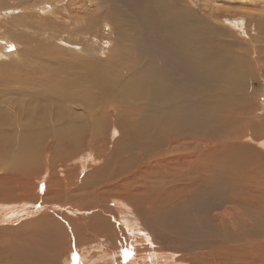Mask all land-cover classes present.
Returning <instances> with one entry per match:
<instances>
[{
	"label": "bare ground",
	"instance_id": "1",
	"mask_svg": "<svg viewBox=\"0 0 264 264\" xmlns=\"http://www.w3.org/2000/svg\"><path fill=\"white\" fill-rule=\"evenodd\" d=\"M66 1L87 3L0 0V20L16 23L0 22V59L16 57L0 62V264H66L73 249L80 264H264V117L247 94L248 44L198 25L179 0H100L77 18ZM35 12L57 20L46 27ZM105 27L101 40L113 41L98 59L90 49ZM26 32L94 60L66 63L22 43ZM39 183L47 197L80 200L36 204Z\"/></svg>",
	"mask_w": 264,
	"mask_h": 264
},
{
	"label": "rangeland",
	"instance_id": "2",
	"mask_svg": "<svg viewBox=\"0 0 264 264\" xmlns=\"http://www.w3.org/2000/svg\"><path fill=\"white\" fill-rule=\"evenodd\" d=\"M46 2H48V1H46ZM84 2H87V3H86V5L83 4L82 6L80 4V5H76L75 7H70L69 6V2H67V1L63 5L69 6L71 8V11L69 10V12H70V17H72V18H77V16L81 12L82 13L79 15V17L81 15L86 17L89 14H94L95 13V9H99L100 0H99L98 4H97V0H85ZM88 2L93 4V6L91 5L90 7H88L89 9L87 8V6H89ZM11 3L12 4H17L16 1H12ZM179 3L181 4L182 8L184 10H186L189 14L195 15V17H197L199 19L198 25H204V24L209 25V24H211L214 27L217 25V26H219V30L218 31H221V30H224V31H227V32H231L232 31L231 33L235 34V38H238L237 40L243 41L244 45L248 44L249 47L247 45H245V48L247 49V47H248V50H249V54H248L247 59L252 65L253 73H252V76H251V74H249L250 78L247 79V81H246L247 94H248V96L251 95L253 97V100H254V102H253L254 103V110H253L254 112H253V114L256 113L255 120H259L260 117L263 118L264 117V51H261L260 48L262 50H264V47H262V46H264V27H263L264 26V0H179ZM9 5H10V2L6 1L3 4V6L1 7V9H3L5 7L6 8L13 7V6H9ZM19 8L22 9L21 7H19ZM75 8H78V9L76 10ZM72 10H73V12H72ZM57 12L62 14L63 16L69 14L68 12L65 13V11L63 9L61 10L60 7L57 10ZM35 13H36V15L33 16L32 20H37V21L38 20L39 21L40 20H44L43 25L46 26V27H48V26L50 27L51 26L49 24V22L47 21V19L51 18L53 20L52 21L53 23L56 22V20H57L55 17H53V18L49 17L48 14H44L42 12H35ZM255 19H262V21H263L262 27L260 29H257V31L255 32V33L258 32L257 34H254V31L252 30V26L249 28V24L252 25L253 24V20H255ZM11 21H12V19L0 20V22H2L3 24H7L6 25L7 29L13 31L12 28H15L16 23H15V25H12ZM21 21L24 22V20L21 18L20 21H18V23H20ZM239 22H241V24ZM46 23H48V24H46ZM245 23H247V27H246L247 34L243 33L245 28H243L242 24H245ZM35 26H37V25L35 24ZM111 29H113V28L105 27V31L103 32V34L98 33L96 35L98 37V40H97V42L93 43V45H92L93 48H91L90 51H97V55L96 56L98 57V59H100V58L102 59L103 56H105V55L98 54V52L100 51L98 48L100 46L102 48L108 47L110 45V41L111 42L113 41L112 38L111 39L109 38V39L101 40V36L102 35L111 36ZM70 30L63 29L62 32L67 33ZM28 33L29 32H26V34H24L25 36H23L22 39L20 40L22 43H28V42H26V39H29V37H32L38 43L41 42V43L47 45L48 47H50L51 51L55 52L58 56H60V55L67 56V59H65L66 63L74 61L75 59H78L79 61H80V59H82V60H84V59H86V60H94V59H91V57L83 54L82 51H81V53H80V51H76V49L73 48L74 47L73 44H75V43H73L72 46L70 47L67 44L62 43L61 41L50 40L46 36H37L36 34H31L30 35ZM113 34H114V32H112V35ZM257 37H259V39ZM60 38L63 39V40L69 41V42H73L70 39H68L67 35H64V34H62L60 36ZM216 38H217V40H216L217 42L216 43H220L221 40H224V44L226 42L234 43L235 42L234 40H236L234 38H223L220 35H217ZM254 38L256 39V41H255L256 43L254 42ZM77 42H79V41H77ZM248 42H251V43H248ZM253 43H255L254 47H253ZM79 45H81V44H78L76 46L79 47ZM28 46H30L29 50H31V48L36 46V44L33 43V42H30L28 44ZM255 46H257V48L259 49L258 51H256V47ZM84 47L86 48V46H84ZM24 48L25 47L22 46V47H20V50L23 51ZM52 48H54V49H52ZM253 51L256 52V54H258V52L260 54L256 55L255 53H253ZM74 52H76V53H74ZM36 53H38V51H36ZM15 58L16 57H12V58L9 59L8 57H4V58L0 59V62L10 63L11 61H14L13 59H15ZM42 58H45V57H42ZM57 63L58 64L59 63H63V61L61 59H57ZM108 107H110V106H108ZM116 110H117L116 108H114V109L107 108L106 113L114 115L116 113ZM110 133H111L110 135L113 136L114 140H115V138L118 137L116 132H114V131L111 132L110 131ZM108 136H109V134H108ZM242 138H245V136L242 137ZM110 142L112 143L113 140L110 141ZM46 149H48V147ZM39 152L41 154L47 153L48 156L51 155L50 154L51 150H44V151L40 150ZM83 152H85V151H83ZM263 152L264 151H262V153ZM87 154H88V152H86L82 156H87ZM91 154H93V153H91ZM76 159H78V157ZM74 160H75V158L71 161L72 164L70 163V160L68 162V163H70V164H68L69 167L71 166L70 168L68 167L70 170L77 169L78 165L80 164L79 160H75V161ZM101 164L102 163L99 162L97 165L99 166ZM93 169H94V165L91 166V169L88 168V171L85 172L83 175L81 174L82 175L81 179L83 178V176H85L87 174L88 175L92 174L93 172H91V171H93ZM43 170H44V164L42 162L41 165H40V162H39V166L34 171L38 172L39 174H41L43 172ZM76 171L77 172H74L73 175L79 173L78 170H76ZM62 172L63 171L61 170V168L59 166L56 169V174H58L61 178H64ZM51 174H52V169H51ZM82 181H83V179H82ZM44 186H45L44 183H39V190L37 192L39 200L37 199L38 202L36 201V204H44L45 201H47V199H48L47 203H49V204H58V205L60 204L61 206L65 207V208H69V207H71L72 204H76V202H79V200H80V199H76L75 200L72 197H70V196L67 197L65 195H62L59 198H53L52 196L51 197H47L46 196L47 190L45 189ZM108 200H110V198H108ZM12 204H17V203L13 202ZM49 209H51V208H49ZM65 211H67V210H63V209L59 208V210H56V211L52 210V213L53 212H57V213H60V214H64ZM39 212L40 211L36 212V214H38ZM35 215H33V216H35ZM25 217H27V216H25ZM31 217L32 216L30 215V217L23 218L20 222L15 220L14 221L15 224L13 222L12 225H6V226L9 227V228L10 227L11 228H13V227L17 228L18 226H21V224L27 222L29 219H32ZM1 229H4V226L0 225V232H1ZM130 242L131 241H129L127 244L129 245ZM116 252H119V250L116 251ZM70 255H71V257H73V258H71L72 261L70 260V263H66V264H80V262H78V261H79L81 256H80V253L78 251H76V249H73V251L71 252ZM122 258H124V257L121 256L118 259H122ZM125 258L126 259H124V262L122 264H129L130 260L127 259V257H125Z\"/></svg>",
	"mask_w": 264,
	"mask_h": 264
}]
</instances>
